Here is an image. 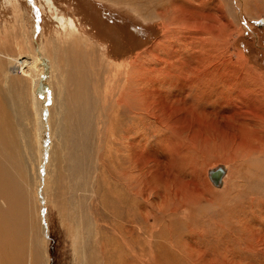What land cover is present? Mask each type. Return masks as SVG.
Here are the masks:
<instances>
[{"label": "rangeland", "instance_id": "374dc122", "mask_svg": "<svg viewBox=\"0 0 264 264\" xmlns=\"http://www.w3.org/2000/svg\"><path fill=\"white\" fill-rule=\"evenodd\" d=\"M71 22L79 38L58 41ZM0 52L56 66L47 141L34 98L25 97L32 80L17 91L14 66L0 63L10 92L33 113L21 139L9 116L2 132L13 131L16 145L0 131V163L28 170L26 233L35 223L39 264H78L87 228L104 243L101 233L115 232L128 264H264V0H0ZM124 63L134 69L132 89L144 84L139 73L156 76L157 105L147 99L148 109L145 89L139 97L133 89L106 111ZM182 70L192 77L186 89L165 72ZM136 125L131 141L142 145L127 159L122 137ZM219 164L227 167L221 188L208 176Z\"/></svg>", "mask_w": 264, "mask_h": 264}, {"label": "bare ground", "instance_id": "6f19581e", "mask_svg": "<svg viewBox=\"0 0 264 264\" xmlns=\"http://www.w3.org/2000/svg\"><path fill=\"white\" fill-rule=\"evenodd\" d=\"M200 11H201V8H200ZM63 22H65V21H63ZM187 25H189V24H187ZM190 28H191V26H190ZM63 30H64L63 33L61 32L63 35H61L60 33L57 34L58 35V39L57 40L60 41V42H64V39H66L65 35H66V37H68L67 39H70V40H73L75 38H79V36L76 33L77 31L74 29V24H72V22L69 23V25H64L63 26ZM22 33L24 34L25 32L22 31ZM34 33H36V31ZM62 36L64 38H62ZM200 40H202V39H200ZM83 41L84 40H82V42ZM203 41H204V44H205L204 47H206V45H209L208 43H206L205 39ZM57 43L58 42H56L55 45H57ZM64 43H66V42H64ZM77 45H79V44H77ZM28 50L31 51L32 50L31 47H29ZM6 61H8L9 63H11L14 66V73H15L14 76H15V78L17 80V87H20L23 83H25L27 81L26 84H24V89H27V88L30 87L29 81L32 80L33 92L31 93V90H29L28 92H25V97L26 98H29V97L34 98L33 103H34V106L36 108L34 115L38 114L39 123H40V126L42 128V137H43V139L49 141V137H50L49 133L51 132L49 130L50 129V125H49V119L50 118L49 117H50L51 107H52V105L54 103V100H56V98L54 97V91H53V87H54L53 86V73H54V69L56 68V66L52 62H49L47 60V58H45L43 56H40V55H39L38 59H32V58L28 59V58H25V57H22V56H15V55L12 56V55H9L8 53L0 52V63L1 62H6ZM77 61H78V58H77ZM199 64L202 65L201 63H199ZM108 66H110V65H108ZM130 66H132V65L126 63L125 65H119V66L117 65L118 69L116 67L112 68V69H115V68L117 69L115 74L120 75L118 77V79H120V77H121V79H123L124 83H123V85L121 87V91L120 92H117V91L114 92V94H113L115 96L114 99H111L112 95H111V97L109 96L110 97L109 101H107V99H106V101H107V102L105 101L106 102V111L108 109L112 110L113 108H115V106H116L115 105L116 102H114L115 99H118L119 104H120V101L122 102L124 99H127L128 97L130 98V96L133 95L132 94L133 89H135L137 95L135 93L134 94L137 97H139L141 95L140 92H142L141 91L142 88L145 89L143 94L140 96V98H142V101H144V104L147 106V108H148V104L146 102L147 99L150 100V101L153 100L152 103L154 102V104L157 105V103H158L157 101L158 100L156 99V97H159V96L155 95L156 93L154 92V90L151 91V85H150V83L155 80L156 76H151L150 77V75L148 76L146 73H139L138 75L141 77V79L144 80V82H143L144 84H143V86L140 85L139 84V80H137V82H135L136 86L132 89L133 84L130 83L131 81H130L129 75L130 74L132 75V73L130 71L134 70V69H133V67H130ZM41 69H42V71L40 73ZM112 69L110 71H112ZM165 72H167L166 73V75H167L166 77H168V78L169 77H174V76L176 78H178L177 85L179 87L182 86V87H184L186 89V87L188 86L187 83L188 82H189V84L192 83V80H191L192 77H188L187 76L189 73L187 74L186 72H188V71L184 72V70H182V72H179L180 74H175V73H173L171 71H165ZM112 73H113V71H112ZM142 76H143V78H142ZM64 78H65V76H64ZM162 79H164V78H162ZM58 82L60 83V81H58ZM132 83H134V82H132ZM148 84H149V86L147 88ZM59 86H62V85L59 84ZM154 88H156V87H154ZM21 90H22V86L17 91H21ZM17 91H16V95L12 94L10 92V89H9V84L6 81V73L3 72L2 74H0V131L2 132V129L11 127L12 124L9 123V122H11L9 116L13 115L14 118H15V121H16V125L20 126V133H18V134H19V138L21 139L22 136H25V135H23L25 130H26L25 134L28 133V130L25 128L26 124L23 123V119H27V117H26L27 115H30V117L32 118L33 117V113L31 111H27L25 109V107H23V100H21L23 95L20 92L17 93ZM110 93H111V91H110ZM153 95H155L156 97H154V99H151V97ZM164 98L166 99V96H164ZM165 99H163V101ZM60 101H62V100L60 99ZM163 101H162V105H164ZM179 102H180V100H179ZM122 103L120 104L121 107L124 104H126L125 101H124L123 105H122ZM138 107H139V105H138ZM26 108H29V107H26ZM118 108H120V107H118ZM164 108H165V106H164ZM164 108H162V109L164 110L163 112L165 113L167 108H165V109ZM148 109H150V107ZM53 110H56V109H53ZM53 110H52L51 114L53 113ZM126 111H127V109H126ZM140 113H142V112H140ZM155 113L156 112H153L152 114H155ZM125 114H126V117H127V114H135V115L138 116V114L135 113L132 110H129ZM112 115H113V113H112ZM153 116L156 117V115H153ZM52 119H54V116H53ZM28 120H30V119L28 118ZM157 122H159V121L157 120ZM193 123L197 124L198 126H202V127H203V125H205L203 120H202V118L200 116L195 117V119H193ZM133 125H135V124H133ZM131 127H130V129H127L126 134L122 137V140L124 141L123 146L129 147V149H130L129 153L126 156L127 159L132 157V154H131V149L132 148L131 147H133L135 149H139L141 147V145H142V144H140V140L137 142V144H135L134 142L131 141L132 137H133L132 133H135V134L139 133V132H137L139 130V127L137 125L134 127V129H136V131H134ZM63 132H64V130H63ZM1 134L3 136L4 135L7 136V134H10V133L9 132L7 133V132H5L3 130V132ZM12 134L14 135L13 131H12ZM13 135L10 134V137H11L10 138L11 139L10 143L14 146L15 137ZM30 137H31V135L28 137V145L30 147H33L31 145L32 143H31ZM59 137H60V135H59ZM16 138H17V136H16ZM112 138H113L112 141L116 142V138L115 137H112ZM17 139H16V141H18ZM62 140H64V139H62ZM102 141H103V139H102ZM19 142H21V140ZM25 144L27 146V141L24 142V143L21 142V146L23 147V149H25L24 148ZM45 144H46V148H47V145H49L50 142L49 143L45 142ZM15 145H16V143H15ZM16 148L17 147H15V150H16ZM33 148L36 151H38V150L40 151L41 150L40 148L38 149V147L36 148V146L33 147ZM168 148H172V147L169 146ZM23 149L20 148L18 151L19 152H23ZM119 151L120 150H117V152H119ZM135 151H136V153L138 152L137 150H135ZM18 158H19L18 159L19 162H22V164H23V154L20 153V156ZM139 161H141V160H139ZM42 165H43V162H41V166ZM139 166L145 168V165H144V163H142V161L140 162ZM20 168L21 169H19V170H16V171L14 170L16 172V174H17L15 176V172L13 174V173H11L9 171V166H6V165L0 163V254H1V261H3L2 264H39V262L37 261L39 253L36 252L35 256L32 253V251L34 250L33 248H35V240H37V235L34 234V231H33L35 223L32 224V226L27 230V233H26V229L29 227L28 226V222H27V213L28 212H27V209H25L26 208L25 207V198L27 197L28 191H27V189L24 188L22 183L23 182L25 183V180H24L25 179V175H24V173H27L28 170H27L26 167L23 168V166H21ZM144 168H142V169H144ZM15 169H16V166H15ZM142 171H144V170H142ZM143 174H144V172H143ZM206 177H207V173H206ZM208 182H209V180H208ZM126 189H128V188H126ZM13 192L15 193L16 197L19 199V203H17V205H15V206L13 205V202H14ZM63 216H65V215H63ZM81 220H83V219H81ZM91 220H93V219H91ZM62 222H64L63 219H62ZM21 229H24V234L21 232ZM45 229H47V228L45 227ZM16 232H17V234H15ZM102 235L107 236V242L104 243L102 238H99L98 236L96 237L95 235L92 234L91 229L87 228V230L85 231L84 236L81 237V238H84V239L81 241V243L79 245L76 244V248L75 249H76V253H77V256H78V264H128L126 256H125V253L123 251H119V242L117 240V236H116L115 232L114 233L112 232L110 234L101 233V236ZM111 235H113V236H111ZM27 237L29 238L28 241L31 242V250L29 249V253H28L29 257L25 259L24 255H26L27 254L26 252L28 251V246L26 245ZM21 242L23 244V248L22 249H21V246H22ZM26 248H27V250H26ZM122 250H125V247H123ZM45 255H47V254H45ZM40 261L42 262L41 259H40ZM48 262H49V259H47L45 264H48Z\"/></svg>", "mask_w": 264, "mask_h": 264}, {"label": "water", "instance_id": "95a60500", "mask_svg": "<svg viewBox=\"0 0 264 264\" xmlns=\"http://www.w3.org/2000/svg\"><path fill=\"white\" fill-rule=\"evenodd\" d=\"M227 174V167L223 164L214 166L208 170V176L212 184L218 188L223 187L224 177Z\"/></svg>", "mask_w": 264, "mask_h": 264}]
</instances>
